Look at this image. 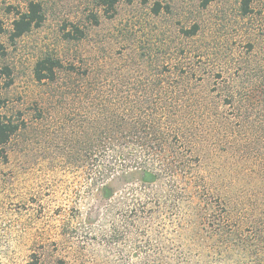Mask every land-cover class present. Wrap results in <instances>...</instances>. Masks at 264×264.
Listing matches in <instances>:
<instances>
[{"label":"rangeland","instance_id":"rangeland-1","mask_svg":"<svg viewBox=\"0 0 264 264\" xmlns=\"http://www.w3.org/2000/svg\"><path fill=\"white\" fill-rule=\"evenodd\" d=\"M31 1L44 19L12 39L13 22ZM241 3L116 0L110 8L104 0H0L2 112L22 127L0 143V264H152L159 257L172 264L182 251L199 264H264V0H255L248 16ZM45 57L62 63L55 81L35 78ZM181 62L199 67L195 84L215 99L203 151L215 154L205 168L222 187L231 180L257 208L255 223L242 228L246 240L198 248L195 228L178 231L167 217L144 234L122 225L117 213L106 218L102 185L92 187L91 94L98 106L126 71ZM232 94L244 98L241 108L229 104ZM108 185L119 197L140 181L123 176ZM149 235L159 246L147 253L138 244Z\"/></svg>","mask_w":264,"mask_h":264},{"label":"trees","instance_id":"trees-1","mask_svg":"<svg viewBox=\"0 0 264 264\" xmlns=\"http://www.w3.org/2000/svg\"><path fill=\"white\" fill-rule=\"evenodd\" d=\"M254 2L242 0L244 16L252 14ZM104 3L114 8L116 0ZM43 19L40 4L31 1L14 20L12 39L23 36ZM61 67L58 60L45 57L37 63L35 78L39 82L55 81ZM198 68L191 62L156 65L147 70L142 66L126 71L125 78L114 85L113 92L98 106L91 94L87 109V169L92 187L102 185L98 191L106 200V218L117 213L122 225L136 227L144 234L149 233L155 221L166 217L177 220L181 228L178 231L195 228L196 232L191 234L194 244L204 248L210 243L211 247L213 243L219 246L242 241L243 237L246 240L242 228L245 223H255L257 208L246 204L247 197L234 188L231 180L222 187L216 172L204 166L207 157L215 154L212 147L209 155L204 156L203 152L214 125L207 115L215 99L199 92L200 87L195 84L199 81ZM87 92L89 95L91 90ZM240 97L232 94L227 99L239 109L242 106L238 102L244 100ZM250 97L247 94V99ZM4 104L0 87L1 144L8 143L22 128L3 114ZM123 176H137L140 185L128 186L117 197L118 192L108 182ZM260 181L264 188V177ZM260 219L264 225V218ZM256 224L260 225V221ZM117 230L114 228L113 232ZM156 246L159 245L150 235L144 244H138L147 253ZM184 254L182 251L172 259V264H199ZM152 264H163V259L155 258Z\"/></svg>","mask_w":264,"mask_h":264}]
</instances>
